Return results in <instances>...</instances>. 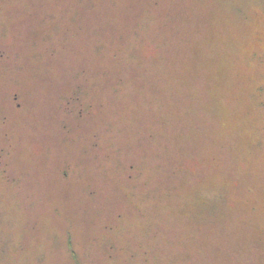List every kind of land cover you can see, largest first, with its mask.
I'll return each mask as SVG.
<instances>
[{
  "label": "rangeland",
  "instance_id": "1",
  "mask_svg": "<svg viewBox=\"0 0 264 264\" xmlns=\"http://www.w3.org/2000/svg\"><path fill=\"white\" fill-rule=\"evenodd\" d=\"M155 1L0 0V264H264V0Z\"/></svg>",
  "mask_w": 264,
  "mask_h": 264
},
{
  "label": "trees",
  "instance_id": "2",
  "mask_svg": "<svg viewBox=\"0 0 264 264\" xmlns=\"http://www.w3.org/2000/svg\"><path fill=\"white\" fill-rule=\"evenodd\" d=\"M98 1L99 0H86V2H85V5H83V7H84V10L86 11L87 10V13L88 14H90V15H92V16H94V18H96V15L92 12V9L93 8H96L97 6L99 7V3H98ZM110 1V0H109ZM148 1L149 0H142V2H146V4H148ZM154 2H157V1H155L154 0ZM158 4V3H157ZM140 12H143V11H136V10H129V11H127V12H125V14L126 13H130V14H133V19H134V21L136 22V18H138V23H139V19L142 17V15H140L141 13ZM136 14V15H135ZM83 15H84V12H83ZM97 19V18H96ZM108 18H105L104 19V21L105 20H107ZM88 20H90V19H88ZM96 22H97V20H95ZM111 24V23H110ZM136 24V23H135ZM134 23H133V25H132V28L131 29H129V31L132 33V31L134 30V25H135ZM99 26H100V24H98ZM113 25H115V24H111V26L109 27L110 29H114L115 27H113ZM136 25H138V24H136ZM140 26V25H139ZM98 28V27H97ZM118 28V27H117ZM163 28V27H162ZM50 29H52V28H50ZM121 35H125L126 36V33H127V38H128V30H123V28H122V25H121ZM148 33V32H147ZM117 34V33H116ZM96 35L99 37V41L100 42H102L101 43V45H102V47L104 48V49H109V46H111V45H113V40H114V38H115V36L116 35H114V33L112 32V33H108L107 31H103L102 33H100L99 31L98 32H96ZM179 38H180V36H179ZM129 40V39H128ZM113 41V42H112ZM114 47V46H113ZM113 47H111V48H113ZM135 49L137 48V46H135L134 47ZM139 48V47H138ZM138 48H137V50H136V59L138 60V61H141V60H143V56H138V53L140 52V50H138ZM103 51L101 50V52L100 53H102ZM115 52H113V54H114ZM103 54V53H102ZM134 55V54H133ZM140 58V59H139ZM108 61V60H107ZM124 67H119L118 66V64H116V63H106V61H104V60H102V62H97L96 64H94V70H95V72L97 71V72H104L103 73V76H102V80H100V81H98V82H96L95 84H93V85H91V87L92 86H95V88H97L98 90H99V92L101 91V92H104V94H110L112 97H116L118 94H121V93H124V89L126 88V86L122 83V82H120L119 81V79H118V77H117V75H116V73L118 72H124L125 71V69L127 68V66H125V65H123ZM130 68H131V71H133V72H135L134 70H137L138 71V64H132L131 66H130ZM100 70V71H99ZM140 71H144V70H140ZM116 75V76H115ZM134 75H136L135 73H132L130 76H134ZM83 76V75H82ZM82 76H81V73L79 72L78 73V77L80 78L79 80H82ZM93 88V87H92ZM137 90V92H138V95H142L143 97H145V91H144V88L143 89H139L138 87H135ZM81 91V90H80ZM77 93V92H76ZM153 101V100H152ZM103 102V101H102ZM94 103V102H93ZM104 103V102H103ZM93 106H94V104H93ZM148 105H146V108H148L147 107ZM120 109H122L123 111H126L127 109H126V106L125 105H122V106H120L119 107ZM88 109H90V108H88V106H86V110H88ZM107 108H102V113L104 114V112L106 111L107 112V110H106ZM105 110V111H104ZM81 112V114H82V109L80 110ZM128 111V110H127ZM91 113V112H93V113H95V114H98V109L97 108H95V109H90V110H88V113ZM104 120V121H106L108 118L107 117H103V115H102V118H101V120ZM149 126V125H148ZM147 127V126H146ZM152 128H150V127H147V129H146V131H148V135L147 136H151V135H154V133H153V130H151ZM156 136V135H155ZM154 136V137H155ZM68 242L71 244L72 243V241H71V239L70 238H68ZM71 247L73 246L72 244L70 245ZM73 251V250H72ZM74 255H75V253H74Z\"/></svg>",
  "mask_w": 264,
  "mask_h": 264
}]
</instances>
